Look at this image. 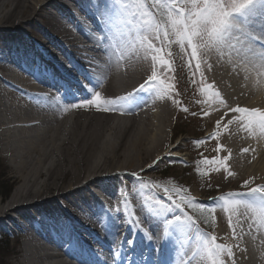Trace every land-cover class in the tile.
Segmentation results:
<instances>
[{"label": "bare ground", "instance_id": "obj_1", "mask_svg": "<svg viewBox=\"0 0 264 264\" xmlns=\"http://www.w3.org/2000/svg\"><path fill=\"white\" fill-rule=\"evenodd\" d=\"M71 3L75 10L69 8L67 0H0V138L18 172L16 189L4 204L0 201V227L5 228L3 221L8 220V224L20 229L18 234L25 240L23 264H73L68 261L73 257L77 264L89 259L98 264H104L105 260L108 264H130L127 257L133 253L120 246L126 234L141 240L144 249L151 243L145 252L166 258L170 264L176 255L179 261L176 264H211L205 241L210 244L212 236L217 238L216 243L232 248L236 264H264V224L255 211L242 205L235 211H226L228 206L224 202H216L223 211L209 237L195 230L176 229L167 233L161 230L160 239H156L159 220L138 197L146 191L145 182L134 192L135 181L129 187L120 180L132 172L145 173L150 167L143 169L140 162L148 155L152 157L169 140L163 132L169 110L173 101L179 104L183 101L184 91L177 83L169 88L163 74L166 67L159 60H169L166 69H173L178 77L182 69L179 65L182 58L179 61L177 56L180 50L176 55L167 52L161 57L163 51L156 53L148 49L147 43L141 45L137 39L138 30L144 34L140 17L125 6V0H109L103 19L95 6H89V0ZM48 8L55 11L49 14ZM74 11L85 13L94 26L103 27L105 35L112 36L113 56L102 48L94 51L86 40L88 31L82 28ZM154 48H160L158 41L154 42ZM97 53L104 57L103 65L96 68L91 60ZM154 54L159 57L156 61L151 59ZM207 62L206 78L216 88L212 87L211 95L218 90L232 108L264 111V74H260L264 64L259 61L255 68L247 60H235L230 49H211ZM71 65L75 68L69 73L66 69ZM92 66L96 74L89 72ZM153 68L158 72L157 82H149L140 91ZM78 77L85 82L81 84ZM161 80L163 84L159 83ZM69 84L76 94L63 97L60 102L59 96L67 95ZM95 92H100L104 99L118 101L124 96L129 99L119 101L115 110L102 111L84 103ZM205 98L208 99L207 95ZM209 99L200 111L208 113L203 114L210 127L208 134H222L218 142L226 152L223 158L233 187L207 201H217L232 192L236 199L250 202L249 187L264 184V134L259 130L246 131L235 123L217 127L218 120L226 124L239 114L227 112L218 100ZM110 116L118 119L117 127L122 126L119 131L128 124L137 127L135 131L126 128L116 132L112 154L104 151L100 159H92L98 129L109 123L106 120ZM117 147L121 150L117 151ZM178 147L171 146L170 150L166 147L164 153L180 157ZM245 148L249 149L246 153L242 151ZM50 155L54 159H49ZM120 159L124 165L107 175L105 169ZM86 174L90 175L84 179L82 175ZM245 181H249L248 187L244 186ZM97 186L111 197L110 201L94 194ZM141 212L144 220L141 227L150 229V233L137 232L135 224L130 223ZM13 214L23 221L17 222ZM147 235L153 236L152 242ZM221 261L233 264L227 256H222Z\"/></svg>", "mask_w": 264, "mask_h": 264}, {"label": "snow or ice", "instance_id": "obj_2", "mask_svg": "<svg viewBox=\"0 0 264 264\" xmlns=\"http://www.w3.org/2000/svg\"><path fill=\"white\" fill-rule=\"evenodd\" d=\"M108 4L109 0H89V6H95L102 19L108 13ZM134 7L140 17V28L143 29L144 33L143 35L139 34L138 30L137 39L141 45L147 43L149 50L158 53L161 49L154 48L155 41H159L161 45H165L166 42L170 45L172 38L175 37V43L181 47L191 49L190 60L195 58L202 50L230 49L235 60L244 62L251 56L264 63V0H135ZM151 59L156 61L159 57L154 54ZM159 63L162 67L167 68L169 66V60L166 59H160ZM74 68L75 66L71 65L66 71L70 73ZM196 68L199 71L200 65L197 64ZM157 80L158 72L153 68L149 81L140 85L139 90L143 91L149 82L155 83ZM159 83L163 84L164 81L161 80ZM209 87H214V85H209ZM89 91L91 92L92 89H89ZM66 94L69 96L76 94L70 84ZM212 98L223 104L227 112L239 114L235 117V120L228 119L226 124L224 121L218 120L217 127L221 124L227 126L235 123L246 131L259 130L260 133L264 134V111L255 108H232L227 105L218 90L212 93ZM128 99V96L119 97L118 101L104 99L100 92H95V95L84 103L89 106L94 105L98 110L109 111L115 110V106L119 101ZM174 103L179 106V101H174ZM77 106L83 107L84 104H73V107ZM182 110L188 111L187 108ZM203 114L208 115L207 112ZM192 115L196 114L192 113ZM201 142L196 141V143ZM218 150H220L219 146ZM242 151L246 153L249 149L245 148ZM162 160L163 157H158L148 167L151 168ZM131 175L136 176L135 173ZM244 186L248 187L249 181H245ZM164 192L168 195V200L171 201L170 204L153 199V202L149 205L151 214L159 220L156 239H160L159 232L161 230L165 233L176 229L199 232L197 222L199 217L194 219L188 210L202 208V205H198L193 198L185 195L182 188L169 189L165 186ZM248 195L252 197L250 202L236 199V194L232 192L220 196L216 202H224L228 206L225 209L226 211H235L241 205L245 209L253 210L258 214L261 224H264V184L249 187ZM210 211H214V209ZM169 213H172V215L169 216ZM241 215L244 214L241 213ZM245 219L247 218L245 217ZM204 222L208 223L207 217H205ZM130 223L135 224L137 232H151L150 229L141 227L144 223L143 212L139 217L133 216ZM160 226H162V229ZM229 227H232L231 219H229ZM241 230H243V225H241ZM233 231L235 233V229ZM147 239L152 242L153 236L147 235ZM216 240L217 238L212 236L210 244L207 240L205 241L211 264H223L221 261L222 256H227L233 264H236L235 253L232 248L225 244L216 243ZM120 246L126 247L128 253H133L132 257H127L130 264H170V261L166 258L161 256L153 258L150 253H146L144 247H142V241L132 238L131 235L126 234L123 236ZM84 254V251L81 250V255ZM79 264H98V262L89 259L80 261ZM104 264H108V261L105 260Z\"/></svg>", "mask_w": 264, "mask_h": 264}, {"label": "rangeland", "instance_id": "obj_3", "mask_svg": "<svg viewBox=\"0 0 264 264\" xmlns=\"http://www.w3.org/2000/svg\"><path fill=\"white\" fill-rule=\"evenodd\" d=\"M67 1L69 2V8H72L71 0ZM134 2L135 0H125V6L132 10L133 14H137ZM35 4L32 5L33 9L36 8ZM48 10L49 14H52L55 11L52 8H48ZM137 16L139 15L137 14ZM138 24L139 22L136 25ZM158 44L161 51H163L161 57L167 52H173L176 55L177 51L180 50V53L177 54V56H179V61L180 58H182L179 64L182 65V69L178 71L179 76L176 77L173 69L170 71L166 68H164L163 74H165V83L169 88L173 83H177L178 86H180V89L184 91L182 95L183 101L179 106L173 101L170 107L168 124H165L163 130V132L167 134V137H169L166 145L156 151L152 157L148 155L147 158L140 162L139 166H143V169H145V167L153 164L158 157H163V160L153 167L146 169L145 173L140 174L143 175V177L137 174V172L131 173H135L136 176L128 174L126 176L127 178L124 177L125 179L121 178V174L118 177L121 178L120 181L123 186L126 184L131 187V182L135 181V185L132 187L134 192L141 189L142 181L145 182L146 191L144 193L140 192V195L138 196L144 205H150L153 202V199H158L165 204H170L171 201L168 200V195L164 192L165 186L169 189H175L177 187L184 189L185 195L193 198L198 205H202V208L189 209L188 211L193 215L194 219L199 217L197 222L200 231L198 234H204L209 237L216 229L215 227H217V222L221 218L223 209L221 210L216 204V200L210 202L207 200L208 198L233 187L232 184H229L232 181H228V173L225 168L223 156L226 152L219 146L218 142L221 140L220 137H222V134L218 133L214 136L208 134L211 132L210 127L206 125V117L200 111V109H203L206 106V101L210 100L209 97L212 98L210 93L214 88L209 87V85L212 84H210L208 78H206V76L209 77L206 74V71L208 69L207 58H209V52L211 50H202L195 58H191L190 60L191 49L181 47L179 44L175 43V37L172 38L170 45H168L167 42L165 45H161L159 41ZM252 60L253 57H249L247 62H249L250 65L252 63V66L256 68L254 65L258 64L259 60ZM261 63L262 62H260V65ZM197 64L200 65L199 71L196 68ZM120 72L122 73V71ZM260 74L263 75L264 70ZM254 75L258 76L257 74ZM77 79H79L81 84L85 82L81 77H78ZM0 91H2L1 87ZM171 94L173 95V100H176L174 93L171 92ZM206 95L208 99L205 98ZM183 108H187L188 111H183ZM192 113H195L196 115H192ZM113 114L116 116L115 112H113ZM108 121L109 123H107ZM117 121L118 119L116 117L114 118L110 116V118L106 120V126L98 129L96 136L98 137V140L95 150L92 151V159L93 157L100 159L99 157L104 151H109V153L112 152L111 146L115 144L117 140L115 135L116 132H123L126 128H131V131H135L134 129L137 127L136 125L131 126L128 124L123 130L119 131L122 126L117 127V124H119ZM196 141L202 142L196 143ZM178 145L179 147L176 148L177 151H175L182 156L174 157L171 153H164L166 147L170 150L171 146ZM218 146L220 147V150H218ZM117 148L119 149L117 151L121 150L119 147ZM123 150L125 151V149ZM51 158L54 159V156L50 155L49 159ZM97 159L94 160L97 161ZM123 165L124 160L120 159L119 161H116L115 164L111 165L110 168L105 169V172L109 175L107 172L120 168ZM17 175L18 172L13 168L9 154L7 151L3 150L0 138V201H2V204L7 201V198H9V196L12 195V192L16 189L18 183H15V179ZM89 175L90 174L82 175V177L85 179ZM150 178L154 181H150ZM233 184L234 187H237V184L234 182ZM92 188L96 187L94 186ZM238 189L241 191L245 190L239 187ZM94 190L96 191L94 194L101 200H103V198L106 201L111 200V197L105 195L106 193L101 192L99 186ZM126 192L127 190L125 189L123 195L126 194ZM115 199L119 201L118 198ZM211 209H214V211H210ZM13 216L17 222L21 223L23 221L19 215L13 214ZM205 217L208 218V223L204 222ZM3 222L5 228L0 227V264H23L24 258L22 255L25 240L19 235L20 229L14 228L11 224H8V220H4ZM5 223H7V225Z\"/></svg>", "mask_w": 264, "mask_h": 264}]
</instances>
